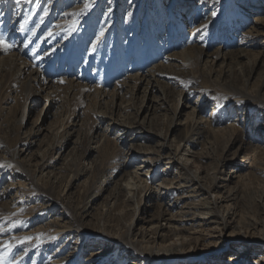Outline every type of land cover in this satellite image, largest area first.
<instances>
[{
    "label": "rangeland",
    "instance_id": "obj_1",
    "mask_svg": "<svg viewBox=\"0 0 264 264\" xmlns=\"http://www.w3.org/2000/svg\"><path fill=\"white\" fill-rule=\"evenodd\" d=\"M0 34V264H141L162 214L207 240L150 264L259 261L264 0H0Z\"/></svg>",
    "mask_w": 264,
    "mask_h": 264
},
{
    "label": "bare ground",
    "instance_id": "obj_2",
    "mask_svg": "<svg viewBox=\"0 0 264 264\" xmlns=\"http://www.w3.org/2000/svg\"><path fill=\"white\" fill-rule=\"evenodd\" d=\"M178 160H179V162H181L182 160H185V164L186 163L188 164L190 162L189 159H184V157L183 158L182 157H179ZM137 176H138V178L140 177L139 174ZM196 180L198 181V179H196ZM134 183L135 184L133 185V183L130 182L128 186L131 189H133V190H135V189L136 190L137 189L139 190L138 183H136V182H134ZM162 185H165L166 186L165 183H163ZM162 192L160 193V191H158V193L161 196H162ZM132 194H133V196H135V192L132 193ZM198 202H200V201H198ZM198 202L197 201H194L192 204H190V206L187 205L186 207H184L185 210L184 211L182 210L180 214L183 215L184 217H189L190 220H195L197 218V216L198 215H201V214H207V215L210 214L209 212L203 211V209L205 207L204 206H200L198 204ZM214 202H212V204H216ZM138 210H140V204L139 203L136 206L135 214H134V217H133L132 221L130 222V224H127V227L130 228V230H131V228H134L133 227L134 219H135V216L138 213L137 212ZM176 217L177 216H174L172 214H165V215L162 214L159 218L153 217V219L156 222H158V225L157 226L151 225V227H149L148 229H146L144 227L142 229V231H141V234H140V236L142 238L141 241H138L137 244H135L132 241L130 243V247L128 246L126 249H124L123 246H119L120 249H121V251L122 252L123 251H126V253H128V255L130 253L134 254L135 255L134 258H136L137 261H139L141 264H150V263H153L154 260L155 261H161V260L164 259V257H165L164 255H166V258H169L168 260H170V258H172V257H176V258L185 257V258L188 259L191 254L192 255H197V254L201 253V250L200 251H196V252H192L191 254L190 253H187V251H188L187 248L191 247L194 244L200 243V242H202V243L204 242L205 243V240H207V239H204V240L202 239V241H201L200 238L197 237V235L194 236L195 234L199 233L196 230H194V232H190V233H185L186 231L185 232H182V229L180 228V226H179L178 223L179 222L182 223L183 221L182 220L181 221L178 220ZM161 218H163V219H165L167 221V224L166 225H164V224L161 223ZM209 219H212V218H207V220H209ZM212 223H217V222H215V220H212L211 223H210V225ZM147 224H149V222H147ZM257 225L260 226V224H257L256 222H253L251 224L252 229H256L257 228ZM105 226H106L105 223L103 225H100L99 226V233L100 234H102V233L103 234H106L107 233L106 232L107 231L106 230L107 228ZM64 230L66 232V228H64V229L61 230V233ZM234 234L235 235H240L241 233H232V236H234ZM151 236L152 237L155 236V237H153L154 238L153 244L148 245V246H145L144 245V242L149 243V241L146 240V238L147 237H150L151 238ZM157 239H158V241H157ZM220 243L222 244V243H224V241L221 239ZM136 245H137V247H136ZM140 245H143L144 246L143 254L146 255V257L144 258V259L147 258L146 261L142 260L143 258H141L142 256H140L141 252L138 250V248H139ZM177 249H180V251L177 250ZM110 250H106L104 252V254L107 253V252L109 253ZM242 250H244V249H242ZM111 252H112V250H111ZM161 252L163 253V255H161ZM220 257H221V255H218V256L216 255L215 256L216 259L217 258L219 259ZM233 258L230 259V261L233 260L232 261V264H239V263L240 264H243L245 262L243 259H240L238 257H235L234 259ZM125 264H129V263H125ZM255 264H264V252L260 254L259 261H255Z\"/></svg>",
    "mask_w": 264,
    "mask_h": 264
},
{
    "label": "snow or ice",
    "instance_id": "obj_3",
    "mask_svg": "<svg viewBox=\"0 0 264 264\" xmlns=\"http://www.w3.org/2000/svg\"><path fill=\"white\" fill-rule=\"evenodd\" d=\"M91 6L92 5H91L90 2H86L84 4V8L81 9L80 12H83L84 10L91 8ZM45 14H46V12H45ZM77 14H79V13H77ZM216 15H217L216 12H212V16H216ZM75 23L76 22L74 21L73 22V25L71 26L73 29L75 27ZM207 27H208V25L206 23L205 24H202L200 26V28L196 29V32H199L202 28H207ZM21 29H23V25H21ZM48 35H51V32H49ZM12 47H14V45L11 44V43H8L6 41L5 36L2 35V34H0V50H8V49H11ZM8 166L11 167V165H8ZM19 223H21V221H16L15 222V224H19ZM13 226H15V225H13ZM0 231H3V229H0ZM31 240H33V237L32 236H23V237H20L17 240V243H25V242H29ZM3 246L6 247L8 250H11V248H12V245L9 242H5V244Z\"/></svg>",
    "mask_w": 264,
    "mask_h": 264
}]
</instances>
